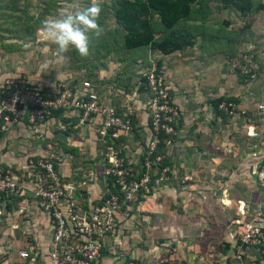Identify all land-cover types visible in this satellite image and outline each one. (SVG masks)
I'll return each instance as SVG.
<instances>
[{"label": "built area", "instance_id": "1", "mask_svg": "<svg viewBox=\"0 0 264 264\" xmlns=\"http://www.w3.org/2000/svg\"><path fill=\"white\" fill-rule=\"evenodd\" d=\"M259 65L251 50L229 61L231 70L248 81L264 79V68ZM142 78L149 140L141 152L140 170L131 167L118 142L120 135L132 131L129 115L105 104L91 80L59 81L52 87H35L17 78L0 81V138L21 127L38 146V152L27 155L21 165L0 162V227L8 223L11 231L26 228L21 230V248L9 244L8 237L2 253L11 250L18 264H100L105 240L127 224L152 185L162 182L166 168H160L162 156L155 150L159 143H171L180 119L161 70L152 65ZM217 109L228 117L237 114L231 102ZM254 110L256 116L264 115V99ZM80 127H90L95 134L103 163L97 174L104 182V193L97 202L82 200L76 189L84 182L74 184L57 169L63 155L59 138H67ZM256 137L255 132L247 133L249 139ZM251 175L264 192V163ZM241 224L233 240L232 264H264V247L258 250L252 245L257 241L256 229ZM110 264L169 263L167 258L150 262L120 257Z\"/></svg>", "mask_w": 264, "mask_h": 264}, {"label": "crops", "instance_id": "2", "mask_svg": "<svg viewBox=\"0 0 264 264\" xmlns=\"http://www.w3.org/2000/svg\"><path fill=\"white\" fill-rule=\"evenodd\" d=\"M257 22L258 19L254 21V24ZM247 37L253 42L248 43L245 50L254 51L258 56L261 68H264V33L251 37L248 35ZM193 48L194 46L190 50ZM186 49L167 55L153 52V56L159 61V69L164 75L171 99L180 110L178 123L180 129L177 130L176 138L172 140L173 143L171 142L167 147L175 144L172 149V160L175 157H182L184 153L180 147L183 146L184 134L190 131L188 136L191 135L192 137H190V141L186 142H189L193 146L191 149H193L198 147L197 141L201 140L203 155L200 157L207 159L205 164L208 167L206 169H194L192 167L193 161L191 163L186 161L182 165L185 169H171L170 179L165 180L166 183L159 184L157 188H165L175 193L190 192L192 196L186 197V203L190 204L192 208L199 207L202 213H205L204 216L185 217V221L190 224L186 228L185 237L182 239L189 242L184 254L185 264H232L234 262L233 240L240 233V223H245V218L240 216L225 217L211 212L215 211L216 205L223 207L234 205L237 207V204H243L246 207L254 208V195L256 196L257 191L251 190V188L255 189L257 184L251 175L255 170L222 169L224 162L220 161L237 152L234 149L224 151L221 132L231 133V123L235 122L238 128L240 127L239 131H242V134L237 137L232 134L229 136L233 139L236 138L235 140L243 138L257 145L259 139L257 137L254 139L247 138V132H257V134L259 132V135L263 136L260 131L264 128V115L256 116L254 107L255 104L264 99V79L248 81L231 70L230 59L222 60L218 54L216 57L205 55L199 60L191 51L186 54L188 48ZM73 80L69 81L72 83L80 81ZM94 84L105 104L114 107L121 114H128L131 119L132 131L125 136L120 135L118 142L121 145L123 156L133 166L130 159L135 158L140 151L138 142L145 144L149 140L145 91L139 87V91L131 96L133 103H129L117 90H113V93L112 90L108 91L102 86L99 87L97 83ZM226 101L235 106L237 115L228 117L217 109L218 105L226 103ZM242 111L243 115L240 114ZM198 132L202 134L200 140V137L195 138V134ZM134 134L138 135L137 139L134 138ZM58 141L63 155L57 169H61L68 181L74 184L84 182L82 186L76 189L77 195L82 200L97 202L104 193V182L97 174V169H101L103 163L99 155L95 134L90 127H80L67 138L60 137ZM216 145L220 146L217 150V156L211 149L215 148ZM189 151L188 154L192 159L199 157L194 155L191 150ZM258 151V147L255 146L254 151L251 150L250 153L257 154ZM37 152V142L29 137V133L24 128L15 127L0 138V162L3 164L21 165L22 160L27 155ZM185 157L186 159L189 158L188 156ZM212 158L219 161L215 168L211 167L210 164ZM202 165L205 166L204 162ZM71 173H74V176ZM206 192L210 193L209 198L201 196ZM226 193H228V198L224 197ZM197 194L201 196L199 202L196 200ZM173 220L176 221H171L172 224L181 219L176 216ZM7 224L5 223L0 227V264H18L16 254L11 250L4 254L1 252V247L3 243L9 240V237V244L15 245L17 249L21 248L23 245L21 230L26 228L21 226L20 229L11 231ZM111 241L115 242V239L112 237L105 240V246L99 257L100 264H110L114 259L120 257L150 262L155 258H167L169 264H181L178 253L173 252L172 248L178 244L176 247L179 250L181 240H176L177 243L170 241V244L167 240L169 245L160 244V249L155 254L152 252L148 255L144 252L136 257L114 251L112 245L110 246Z\"/></svg>", "mask_w": 264, "mask_h": 264}, {"label": "rangeland", "instance_id": "3", "mask_svg": "<svg viewBox=\"0 0 264 264\" xmlns=\"http://www.w3.org/2000/svg\"><path fill=\"white\" fill-rule=\"evenodd\" d=\"M114 1L103 0V11L98 20L103 34L99 38H93L90 55L82 59L75 51L70 50L65 54L64 61H57L54 56L55 45L43 38L39 28L45 18L70 10L73 0H0V81L6 78H17L35 87H52L59 81L88 79L97 83L99 87L106 88L105 90H117L127 102L133 103L131 96L139 91L144 73L152 65L159 69L160 64L153 56L154 51L147 48L134 50L123 48L120 25L116 24L112 18ZM78 3L84 6L88 0H78ZM250 3V9L244 14H240L233 7L221 4L219 0H197L193 4L192 14L186 20V25L190 26L194 35L193 46L195 49L190 50L191 47H189L186 54L191 51L199 60L205 55L216 57L219 54L220 59L228 60L239 53L250 51V49L245 50L246 45L253 40L248 39L247 36L264 33V0H250ZM256 19L258 22L254 24ZM154 30L155 37H158L160 29L154 26ZM179 121L176 124V135L177 130L180 129ZM230 128L231 133L221 132L222 147L225 148L224 151L234 149L237 153L220 161L224 162L222 169H252L253 171L260 169L264 163V128L260 131L263 136L259 135V132L257 134V139H259L257 145L243 138L235 140L236 138L233 139L229 136L232 134L237 137L242 134V131H239L240 127L238 128L235 122L231 123ZM189 132L184 134L183 146L180 147L184 153L182 157L171 159L175 144L159 148L162 156L160 168H166L163 172V180L159 184L166 183L165 180L170 179L171 169H185L182 165L186 161L189 163L193 161L194 169L208 167L205 164L207 159L200 157L203 155L201 152L203 143L200 142L201 132L195 134V138L200 137V141H197L198 147L193 149H191L193 146L186 142L190 141V137H192L188 136ZM176 135L172 140L176 138ZM134 138L137 139L138 135L134 134ZM255 146L258 147V153H250L251 150L254 151ZM218 147L220 146L210 147L216 156ZM138 149L140 151L136 157L130 160L133 165L131 167L140 170L142 169L141 152L146 148L143 143L138 142ZM189 150L199 157L192 159L188 154ZM185 156L189 158L186 159ZM203 162L205 166L202 165ZM217 163L219 161L213 160V158L210 161L213 168L217 167ZM158 185H152L153 188L151 187L146 199L133 209L129 221L120 227L113 237L115 242L111 241L110 246L112 245L114 251L136 257L144 252L148 255L152 252L155 254L160 249V244L164 243L168 246L170 241L175 243L176 240H181L179 250L176 247L178 244L172 248L173 252L178 253L181 264H185L184 254L189 242L182 239L186 235V228L190 226L185 221V217L204 216L205 213H202L199 207L192 208L190 204L186 203V197L192 196L190 192L175 193L165 188L159 189ZM258 189V186H255V189L251 188V190L257 191L256 196L254 195V208L246 207L243 204H237V207L216 205L215 211L211 213L225 217L240 216L245 218V224H251L257 231V241L252 245L253 248L259 250L264 247V192ZM249 191H247L248 194ZM209 194L206 192L201 196L209 198ZM201 196L197 194V202ZM224 197L228 198V193ZM176 216L181 220L172 224L171 221H176L173 220Z\"/></svg>", "mask_w": 264, "mask_h": 264}, {"label": "trees", "instance_id": "4", "mask_svg": "<svg viewBox=\"0 0 264 264\" xmlns=\"http://www.w3.org/2000/svg\"><path fill=\"white\" fill-rule=\"evenodd\" d=\"M197 0H115L113 21L120 25L125 50L147 48L167 55L193 46V34L186 20ZM244 14L251 7L250 0H219ZM261 7V5H258ZM183 25V26H182ZM154 26L160 29L155 37ZM261 68V66L259 65ZM143 82V78L141 79ZM141 87V86H140ZM159 143L155 154H160Z\"/></svg>", "mask_w": 264, "mask_h": 264}, {"label": "clouds", "instance_id": "5", "mask_svg": "<svg viewBox=\"0 0 264 264\" xmlns=\"http://www.w3.org/2000/svg\"><path fill=\"white\" fill-rule=\"evenodd\" d=\"M103 11V0H88L81 6L73 0L70 10L62 14L45 18L39 32L43 38L55 45L54 56L57 61H64L70 50L84 59L90 55L93 38H99L103 29L98 23Z\"/></svg>", "mask_w": 264, "mask_h": 264}]
</instances>
